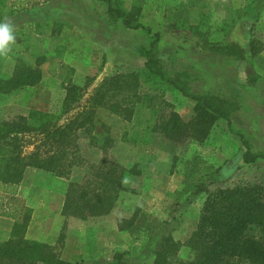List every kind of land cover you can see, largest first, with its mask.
Wrapping results in <instances>:
<instances>
[{"label": "rangeland", "instance_id": "rangeland-1", "mask_svg": "<svg viewBox=\"0 0 264 264\" xmlns=\"http://www.w3.org/2000/svg\"><path fill=\"white\" fill-rule=\"evenodd\" d=\"M116 3L125 11L133 5L140 7L137 21L142 26L126 28L120 18L107 13V5L101 0L29 1L25 13L12 22L15 30L19 25L30 26L38 17L64 18L81 35L62 40L54 34L31 38L30 52L58 60L61 67L51 75L44 65L37 85L0 94V119L27 116L32 108L57 113L64 87L71 83L85 88L82 104L106 76L143 69L142 49L149 48L156 32L154 49L166 75L185 81L189 94L234 96L238 110L231 114L230 122L217 119L203 142H174L153 133L148 142L118 139L106 150L85 143L80 150L85 160L72 168L68 178L30 169L37 172L26 174L24 183L30 191L16 197L31 207L32 215L35 212L31 225L34 233L40 229L41 237L54 239L59 232L64 236L69 230L74 232L69 233L68 251L62 253L66 260L98 263L122 252L128 262L152 264L153 252L169 236L184 243L174 256L176 261L186 260L192 251L185 242L196 226L206 195L197 189L264 182V159L256 163L242 160L245 143L250 152L264 153V0ZM198 25L202 39L191 31ZM231 43L243 49L242 59L210 50L214 44ZM14 64L10 58L0 57V72L10 74ZM140 84L161 101L171 103L185 121L193 117L195 101L189 96L167 83L153 86L140 80ZM114 164L134 166L138 173L124 180L127 190L119 192L107 213L82 219L64 215L63 206L56 208L60 191L66 193L69 183L83 184ZM97 228L104 230L102 236L96 233ZM80 229L84 232L79 235Z\"/></svg>", "mask_w": 264, "mask_h": 264}, {"label": "trees", "instance_id": "trees-1", "mask_svg": "<svg viewBox=\"0 0 264 264\" xmlns=\"http://www.w3.org/2000/svg\"><path fill=\"white\" fill-rule=\"evenodd\" d=\"M29 1L0 0V22L15 11L25 9ZM101 1L106 3L107 13L120 18L126 28L142 26L137 21L140 13L137 5L125 11L117 5V0ZM191 31L202 39L199 25L191 27ZM47 34L62 40L80 33L64 18L39 19L28 27L17 26L16 42L8 55L15 64L10 74L0 72V94L37 85L44 65L48 73L56 74L60 61L48 60L28 49L31 38ZM153 36L155 39L149 48L142 49L143 69L106 76L82 104L85 88L71 83L64 87L57 113L32 108L27 116L0 119V215L13 220L10 237L0 243V264H135L126 261L122 252H115L107 261L98 263L65 260L61 256L63 234L54 243L27 239L32 209L15 195L27 169L68 178L72 168L85 160L80 153L85 143L106 150L118 139L148 142L153 133H161L174 142H203L217 119L230 122L231 114L239 108L235 97L189 94L185 81L166 75L154 49L158 33ZM210 50L243 58V49L236 43L214 44ZM140 80L153 86L167 83L192 98L195 101L193 117L185 121L171 103L142 89ZM70 111L73 113L60 124L59 120ZM244 146L245 163L264 159V153H252L246 143ZM136 173L134 166L114 164L83 184L69 183L62 213L82 219L107 213L119 192L127 190L124 180ZM197 191H205L206 195L196 226L185 242L192 251L191 257L176 261L174 256L184 243L169 236L153 252L152 264H264V182L217 185L212 189L199 187ZM126 227L128 224L121 226Z\"/></svg>", "mask_w": 264, "mask_h": 264}, {"label": "crops", "instance_id": "crops-1", "mask_svg": "<svg viewBox=\"0 0 264 264\" xmlns=\"http://www.w3.org/2000/svg\"><path fill=\"white\" fill-rule=\"evenodd\" d=\"M23 13H25L23 10H21V11H15L11 16H8V17H5V18H3V20L1 21V22H3V21H5L6 19L7 20H11L12 22H15V21H18L19 20V18H20V15L21 14H23ZM39 19H45V18H41V17H38L36 20H39ZM47 19H50V18H47ZM35 20V21H36ZM259 159V158H258ZM258 159H256V161L254 162V163H256L257 162V160ZM28 172H33V173H37V172H35V171H31L30 169L28 170L27 169V171L25 172V175H24V177H23V179H22V181L20 182V184L18 185V188H17V192H16V195L15 196H22V197H24L25 195H24V193H25V191H30V189H28L27 188V185H26V183H24V181L26 180V174L28 173ZM59 178H61V177H59ZM25 184V185H24ZM59 195H60V202L59 203H57V207L56 208H61L62 206H63V203H64V201H65V193L63 194V190H61L60 191V193H59ZM21 199V198H20ZM22 200V199H21ZM61 205V206H60ZM28 206V205H27ZM34 214H35V212L33 211V215H32V217H31V221H30V224H29V226H28V228H27V230H26V237L27 238H29V239H31V240H37V241H41V240H43L42 242H47V243H54L56 240H57V238H54V239H48L47 237H46V239L45 238H43V237H41L40 236V229H39V232H37L36 231V233H34L35 232V229H34V227H32L31 225L34 223ZM12 224H13V220L11 219V218H9V217H6V216H1L0 215V242L1 241H5V240H7L9 237H10V232H11V228H12ZM42 223H41V221H40V223H39V225H41ZM99 229V230H98ZM84 229H80L79 230V232H78V234L80 235L82 232H84L83 231ZM96 229H94V231H95ZM97 230L98 231H96V233L98 234V236H102L103 235V232H101V231H104V230H102V229H100V228H97ZM117 231H118V229H117ZM119 232V231H118ZM69 233H71V234H73L74 232H70V230H69V232L67 231L66 232V234L67 235H65L64 236V247H63V250H62V253H63V251H65V252H67L68 251V248H69V244H70V238H69ZM37 235H39L40 237H41V239L37 236ZM58 235H60V232H59V234ZM40 239V240H39ZM95 240L93 239L92 241H91V243L92 242H94ZM83 241L81 240V242H80V244H81V246L83 245ZM61 256H62V254H61ZM111 256H112V254H111ZM110 256V257H111ZM109 257V258H110ZM62 258H64L63 256H62ZM109 258H107L106 260H102V261H98V262H105V261H107ZM66 260V259H65ZM70 261V260H69Z\"/></svg>", "mask_w": 264, "mask_h": 264}, {"label": "clouds", "instance_id": "clouds-1", "mask_svg": "<svg viewBox=\"0 0 264 264\" xmlns=\"http://www.w3.org/2000/svg\"><path fill=\"white\" fill-rule=\"evenodd\" d=\"M16 42L15 26L11 20L0 22V57L7 58Z\"/></svg>", "mask_w": 264, "mask_h": 264}]
</instances>
